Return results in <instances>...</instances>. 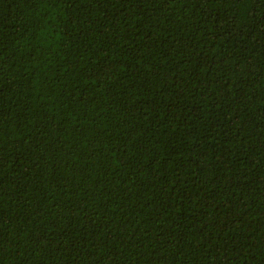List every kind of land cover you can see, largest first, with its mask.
Returning <instances> with one entry per match:
<instances>
[{
    "label": "trees",
    "instance_id": "obj_1",
    "mask_svg": "<svg viewBox=\"0 0 264 264\" xmlns=\"http://www.w3.org/2000/svg\"><path fill=\"white\" fill-rule=\"evenodd\" d=\"M0 264H264V0H0Z\"/></svg>",
    "mask_w": 264,
    "mask_h": 264
}]
</instances>
